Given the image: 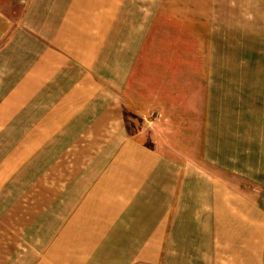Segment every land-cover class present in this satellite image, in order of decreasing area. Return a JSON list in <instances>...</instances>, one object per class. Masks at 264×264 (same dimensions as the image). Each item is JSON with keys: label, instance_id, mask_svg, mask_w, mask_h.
I'll use <instances>...</instances> for the list:
<instances>
[{"label": "crops", "instance_id": "1", "mask_svg": "<svg viewBox=\"0 0 264 264\" xmlns=\"http://www.w3.org/2000/svg\"><path fill=\"white\" fill-rule=\"evenodd\" d=\"M127 2L0 0V264H264L236 171L132 127L160 95L142 43L111 58Z\"/></svg>", "mask_w": 264, "mask_h": 264}, {"label": "rangeland", "instance_id": "2", "mask_svg": "<svg viewBox=\"0 0 264 264\" xmlns=\"http://www.w3.org/2000/svg\"><path fill=\"white\" fill-rule=\"evenodd\" d=\"M118 26L111 58L142 43L145 91L161 97L130 95L139 139L165 155L167 139L195 142L264 207V0H128Z\"/></svg>", "mask_w": 264, "mask_h": 264}]
</instances>
